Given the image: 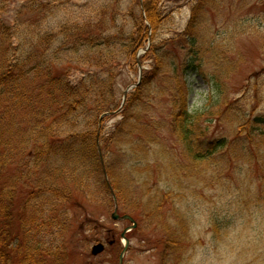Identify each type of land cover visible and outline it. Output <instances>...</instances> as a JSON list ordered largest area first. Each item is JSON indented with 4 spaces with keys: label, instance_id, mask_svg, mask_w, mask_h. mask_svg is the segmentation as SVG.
Wrapping results in <instances>:
<instances>
[{
    "label": "trees",
    "instance_id": "16d2710c",
    "mask_svg": "<svg viewBox=\"0 0 264 264\" xmlns=\"http://www.w3.org/2000/svg\"><path fill=\"white\" fill-rule=\"evenodd\" d=\"M157 4L158 0H146L144 10L133 12L135 29L117 54L110 39L101 40L90 25L69 28L63 49L56 51L57 37L42 29L45 0H0V264H68L65 242L55 246L58 240H45L42 229L47 230L51 223L47 217L40 220L39 215L47 216L48 212L63 220L58 221L63 237L69 229L65 225L70 216L68 206L77 202L78 196L113 201L104 169L120 209L138 221L153 224L157 220L168 236L167 252L179 253L184 227L172 228L159 218L170 193L160 200L152 190L136 187L135 174L143 170L139 171V165L145 162L148 169L153 165L150 146L160 147L157 155H166L165 162L173 171L177 169L175 152L192 168L206 166L209 170L214 166L222 172L230 166L231 156H241L237 158L241 160L252 155L248 148L251 142L245 146L240 140L244 141L241 137L245 135L251 141L254 126L264 128V118L245 114L236 140H210L209 127L203 129L202 123L211 115V108L190 109L186 81L176 82L171 91L170 121H155L149 116L146 88L164 74L166 66L165 57L154 47L140 60L154 53L155 68L129 94L126 106L116 115L122 120L111 128L105 125L111 116L100 122L103 114L116 112L121 106L115 75L121 66L118 60L138 65L139 50L145 47L149 34L154 36L159 30ZM10 12L13 15H8ZM27 13L35 16L24 21ZM191 30L192 25L187 33L192 34ZM56 63L61 69L55 68ZM94 68L100 72L92 73ZM73 71L84 76L74 81ZM214 90L223 94L217 80L211 95ZM154 128L168 130L179 150H169L161 135L152 136ZM160 157L157 162H161ZM9 168H16V176L3 180ZM183 217L176 214L175 219L181 224ZM38 220L44 222L43 228L34 225Z\"/></svg>",
    "mask_w": 264,
    "mask_h": 264
},
{
    "label": "rangeland",
    "instance_id": "374dc122",
    "mask_svg": "<svg viewBox=\"0 0 264 264\" xmlns=\"http://www.w3.org/2000/svg\"><path fill=\"white\" fill-rule=\"evenodd\" d=\"M140 2L45 0L42 29L57 37L55 50L61 51L69 28L86 29L90 25L101 40L110 39L111 49L119 54L135 29L132 14L142 10ZM157 10L159 30L154 36L149 34L142 49H158L166 66L164 74L146 88L149 116L155 121H170L171 91L176 82L186 81L190 109L211 108V115L202 123L203 129L209 127L208 138L236 140L245 114L264 118V0H158ZM31 16L35 15L25 14L24 21ZM145 21L151 24L146 14ZM190 25L192 34L187 33ZM156 57L150 53L148 59L141 61L143 78L154 70ZM118 61L121 66L115 73L116 86L122 104L127 89L139 81L141 74L138 65H128L124 59ZM55 68L61 69V65L56 63ZM99 72L98 68L92 71ZM82 76L77 71L71 73L74 81ZM216 80L222 85L223 94L214 90L211 95ZM119 112L108 115L112 118L105 123L107 128L122 120V116H116ZM261 129L254 126L251 141L245 135L241 137L245 146L251 142L248 148L252 155L241 160L237 159L241 156H231L225 172L214 166L209 170L206 166L192 168L178 152L174 156L177 169L173 171L165 162L166 155H157L160 147L150 146L153 165L150 169L145 162L139 165L143 172L135 174L136 187L152 190V195L160 200L170 193L159 218L168 221L172 228L180 229L182 225L185 239L179 253L167 252L168 236L157 220L150 224L142 219L138 228L127 234L130 246L124 264H264V128ZM152 132V136L165 139L169 150H179L168 130L158 132L154 128ZM158 157L161 162H157ZM16 173V168H9L3 180ZM110 202L78 196V201L68 206L70 216L65 225L69 229L63 237L58 221H64L48 212L47 216L40 214V220L47 217L51 223L47 230L42 229L45 240H58L54 241L55 246L65 242L68 264H119L125 243L121 234L131 224L112 219L114 203ZM120 214L124 212L120 210ZM176 214L184 216L181 224L175 219ZM40 220L34 225L43 228ZM114 240L115 244L109 246ZM99 243H104L106 250L93 256L92 248Z\"/></svg>",
    "mask_w": 264,
    "mask_h": 264
},
{
    "label": "water",
    "instance_id": "95a60500",
    "mask_svg": "<svg viewBox=\"0 0 264 264\" xmlns=\"http://www.w3.org/2000/svg\"><path fill=\"white\" fill-rule=\"evenodd\" d=\"M134 86H135V85H134ZM134 86H130V87L127 89V92H129ZM127 92H126V93H127ZM124 101H126V96L124 97ZM106 115H110V114H106ZM112 194L114 195L113 191H112ZM115 201H116V198H115ZM116 202H117V201H116ZM113 219H115V220H120V221H126V220H128V221L132 222V223H133V227H132L131 229L136 228V226H137V223L135 222V220H134L131 216H129V215H125V216H122V217H121V216L118 214V205H117V203H116V207H115V212H114V214H113ZM128 231H129V229H127V230L123 233V235H122L123 238H126V233H127ZM129 244H130L129 240L126 239V246H125V248H124V251H123L122 255L120 256V264H123L124 256H125V254H126V252H127V250H128ZM103 250H104V246H103L102 244L97 245V246H95V247L93 248V254H94V255H97V254L101 253Z\"/></svg>",
    "mask_w": 264,
    "mask_h": 264
}]
</instances>
